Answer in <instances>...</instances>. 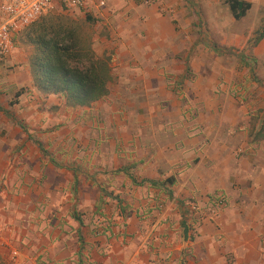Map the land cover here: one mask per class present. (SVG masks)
<instances>
[{"label": "crops", "instance_id": "0c3cea01", "mask_svg": "<svg viewBox=\"0 0 264 264\" xmlns=\"http://www.w3.org/2000/svg\"><path fill=\"white\" fill-rule=\"evenodd\" d=\"M245 1L234 19L224 0H108L93 49L107 93L84 106L35 86V45L14 34L0 57V259L264 264V34L251 39L264 0Z\"/></svg>", "mask_w": 264, "mask_h": 264}, {"label": "trees", "instance_id": "16d2710c", "mask_svg": "<svg viewBox=\"0 0 264 264\" xmlns=\"http://www.w3.org/2000/svg\"><path fill=\"white\" fill-rule=\"evenodd\" d=\"M234 19L244 16L251 4L224 0ZM264 34L261 27L258 38ZM26 40L35 45L30 71L35 86L45 93L61 94L67 105L84 106L107 93L108 58L82 45L77 29L59 14H46L28 29ZM170 178L165 183H171Z\"/></svg>", "mask_w": 264, "mask_h": 264}, {"label": "built area", "instance_id": "2783aa9c", "mask_svg": "<svg viewBox=\"0 0 264 264\" xmlns=\"http://www.w3.org/2000/svg\"><path fill=\"white\" fill-rule=\"evenodd\" d=\"M151 4L154 0H140ZM108 0H0V57H6L13 48L14 34L23 30L42 15L54 10L66 14H86L95 18L102 16ZM224 196L217 195L207 206L212 215L217 216L225 206ZM197 205L192 212L198 211Z\"/></svg>", "mask_w": 264, "mask_h": 264}, {"label": "rangeland", "instance_id": "374dc122", "mask_svg": "<svg viewBox=\"0 0 264 264\" xmlns=\"http://www.w3.org/2000/svg\"><path fill=\"white\" fill-rule=\"evenodd\" d=\"M48 14H54V15L59 14L62 17H65L69 21H71L73 23V25L75 26V28L77 29V34H78V37H79L82 45L88 47L93 52H94L93 49L95 47H100L101 41L99 39L101 36H104V34H106V32H107L106 25L103 23L102 18H95L93 16L81 14V13L66 14V13H63L60 11H55V10L48 13ZM43 16H45V15L40 16L35 21L39 20ZM34 22H32L31 24L26 26L23 30H21L18 33V34H20L21 39L26 40L28 29ZM263 25H264V21H263V24L261 25V27ZM228 27H229L228 29L231 31V26H228ZM257 36H258V33H257ZM257 36H253L251 39L256 40L258 38ZM231 37H232V35H231ZM243 50L244 49H233L230 51V55L232 57H234V60H236V61H237V59H243V56H245V54H243ZM96 55L99 57H105L106 58L105 53H102L101 55L100 54H96ZM246 58H248V57L246 56ZM246 58L244 60H246ZM101 228H104L103 225L101 226ZM0 261H1L0 264H6L5 260L0 259Z\"/></svg>", "mask_w": 264, "mask_h": 264}]
</instances>
